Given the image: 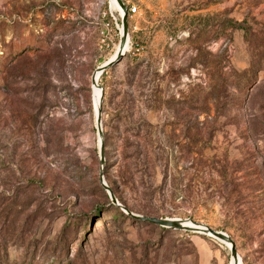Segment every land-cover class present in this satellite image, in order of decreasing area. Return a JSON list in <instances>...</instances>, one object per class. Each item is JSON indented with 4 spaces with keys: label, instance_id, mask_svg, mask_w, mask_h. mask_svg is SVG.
<instances>
[{
    "label": "rangeland",
    "instance_id": "374dc122",
    "mask_svg": "<svg viewBox=\"0 0 264 264\" xmlns=\"http://www.w3.org/2000/svg\"><path fill=\"white\" fill-rule=\"evenodd\" d=\"M119 1L101 164L119 5L0 0V264H264V0Z\"/></svg>",
    "mask_w": 264,
    "mask_h": 264
},
{
    "label": "water",
    "instance_id": "95a60500",
    "mask_svg": "<svg viewBox=\"0 0 264 264\" xmlns=\"http://www.w3.org/2000/svg\"><path fill=\"white\" fill-rule=\"evenodd\" d=\"M117 3L119 5L120 9L123 11V14L120 15L121 16L122 30H121L120 42H119V46H118L119 48H118V52L116 54V57L114 59L108 61L107 63H105L104 65L100 66L97 69V71H99L100 74H103L107 69L112 67L116 62H118L120 60V58L124 54L122 52V50L128 42L127 8L124 7L122 5V3H120L119 0H117ZM95 73L91 77L92 87L97 86ZM99 89H100V97H99V102H98V109L96 111H94V115H95V127H96L97 136H98L99 160H100V163L102 164L104 162V146H103V140H102V126H101V122H102L101 110H102L103 90L101 88H99ZM100 184H101L102 188L105 190L106 194L109 196L111 203L113 205H116L117 207L122 208V206H120L118 204L117 200L115 199V197H114L112 191L109 189V187L104 182H102V180L100 181ZM130 215L132 217L136 218L137 220L147 222L149 224H152V225H155V226H158L161 228L194 232L197 234L209 236L210 238H213L214 240H216L222 244H229L230 247L228 248V250L230 252L231 260L233 261V264H238V255L236 253L235 244L227 235H225L223 233L216 232V231H214V230H212V229H210L204 225L195 224L192 222L191 223L193 224V227L186 225V222H190V221H182L179 219H161V218L158 219V218L137 216V215H133V214H130Z\"/></svg>",
    "mask_w": 264,
    "mask_h": 264
},
{
    "label": "bare ground",
    "instance_id": "6f19581e",
    "mask_svg": "<svg viewBox=\"0 0 264 264\" xmlns=\"http://www.w3.org/2000/svg\"><path fill=\"white\" fill-rule=\"evenodd\" d=\"M110 1H111V4H112L113 7H118L117 0H110ZM120 11H122V10L119 9V12ZM121 13L123 14V11ZM127 45L128 44H126L124 46V48L122 50L123 53L125 52V50L127 48ZM117 52H118V49H117ZM117 52H116V54H117ZM116 54L113 56L112 59H114L116 57ZM100 75L101 74L99 73V71H96L95 78H96V84H97V86H93V91H92L93 92L92 96H93L95 111L98 109V102H99V97H100V89L98 88V79H99ZM186 225H188L190 227H193V224L191 222H186ZM223 245H225L227 248L230 247L229 244H223ZM231 264H233V261L232 260H231ZM238 264H240V258L239 257H238Z\"/></svg>",
    "mask_w": 264,
    "mask_h": 264
},
{
    "label": "built area",
    "instance_id": "2783aa9c",
    "mask_svg": "<svg viewBox=\"0 0 264 264\" xmlns=\"http://www.w3.org/2000/svg\"><path fill=\"white\" fill-rule=\"evenodd\" d=\"M127 14L130 16H134L135 14H137V8L135 6L128 7L127 8Z\"/></svg>",
    "mask_w": 264,
    "mask_h": 264
},
{
    "label": "trees",
    "instance_id": "16d2710c",
    "mask_svg": "<svg viewBox=\"0 0 264 264\" xmlns=\"http://www.w3.org/2000/svg\"><path fill=\"white\" fill-rule=\"evenodd\" d=\"M111 205V204H110ZM112 208H113V210H114V217L115 218H122V213H121V211H119L117 208H115V207H113L112 206Z\"/></svg>",
    "mask_w": 264,
    "mask_h": 264
}]
</instances>
